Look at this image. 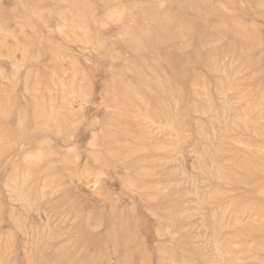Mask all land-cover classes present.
Masks as SVG:
<instances>
[{
	"label": "rangeland",
	"instance_id": "obj_1",
	"mask_svg": "<svg viewBox=\"0 0 264 264\" xmlns=\"http://www.w3.org/2000/svg\"><path fill=\"white\" fill-rule=\"evenodd\" d=\"M0 264H264V0H0Z\"/></svg>",
	"mask_w": 264,
	"mask_h": 264
}]
</instances>
